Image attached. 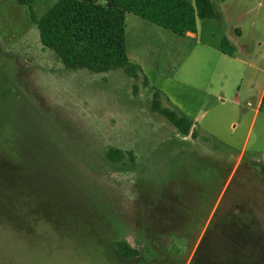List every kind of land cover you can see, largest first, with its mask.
Returning a JSON list of instances; mask_svg holds the SVG:
<instances>
[{
  "label": "rangeland",
  "instance_id": "1",
  "mask_svg": "<svg viewBox=\"0 0 264 264\" xmlns=\"http://www.w3.org/2000/svg\"><path fill=\"white\" fill-rule=\"evenodd\" d=\"M57 1L33 0V15ZM250 19L239 24L246 50L231 44L249 63L264 58ZM199 36L219 40L202 23ZM144 43L138 53L129 43L128 56L149 69L150 87L146 72L69 70L43 46L30 7L0 0V264H264V109L254 118L256 101L219 103L182 137L151 110L153 88L218 92L224 72L211 79L215 56L183 43ZM117 237L141 257H116Z\"/></svg>",
  "mask_w": 264,
  "mask_h": 264
},
{
  "label": "trees",
  "instance_id": "2",
  "mask_svg": "<svg viewBox=\"0 0 264 264\" xmlns=\"http://www.w3.org/2000/svg\"><path fill=\"white\" fill-rule=\"evenodd\" d=\"M32 1L19 0V3L30 7L43 46L53 51L67 69L88 70L94 74L123 70L133 78L143 75V70L128 56V14L178 36L195 33L199 20L220 18L212 0H58L37 19L31 10ZM231 47L229 40L223 39V53L233 56ZM144 84L150 87L145 76ZM153 89L151 110L167 119L182 137H195L194 122L177 109L164 107L162 98L166 95ZM261 108L264 109V97ZM132 155L130 152V157ZM124 157V152L119 149L112 148L107 152V158L114 163H120ZM118 238L114 244L117 255L113 252L116 257L126 261L141 257L139 250L131 247L125 239Z\"/></svg>",
  "mask_w": 264,
  "mask_h": 264
},
{
  "label": "crops",
  "instance_id": "3",
  "mask_svg": "<svg viewBox=\"0 0 264 264\" xmlns=\"http://www.w3.org/2000/svg\"><path fill=\"white\" fill-rule=\"evenodd\" d=\"M212 2L220 18L199 20L195 33H188L186 36H178L180 38L171 36L169 33L172 32L142 18H128L129 14L126 17V44L128 53L129 43H131L133 50L138 53V50L144 48V39L156 35L161 39L167 38L171 46L177 45V48L178 45L180 46V43H183L184 52L192 50L193 52H203L205 56H207V54L215 56V67L211 79L217 78L219 70L224 72H220L219 74V77L222 79L221 88L218 92H212L210 89L201 91L193 88L191 85H187L191 89L187 91V95L189 94V96L186 98L183 93V96L181 94L184 87L179 85V81L174 82V88L168 83H157V87L169 98L168 101H171V103L169 101L171 108L177 109L194 122L193 130L195 133H199L198 128H200L202 124L203 117L214 108L213 106L216 107L219 103L226 102L239 106L244 102L247 104V107L251 108L255 105L254 102L256 101L254 108L255 118L262 110L261 105L264 97V58L259 55L256 57L257 59L255 58L249 63L245 58L241 57L238 52L236 53V51H234L233 56H229L222 51L223 39H228L235 49L238 48L243 52L246 50L247 44L243 43V34L239 24L245 21V17L250 15L252 28L251 45L256 48V56L261 54L264 45V41H262L264 34L261 36L260 33L262 29H264V24L261 23L264 21V12L262 14H260V12L255 13L257 12L255 9L256 7L264 8V0H212ZM248 6L251 10L245 11L243 8ZM201 23L202 25H206L207 29L209 28V30H211V36L214 38L219 34V40L215 42L212 40L203 41L199 36ZM263 32L264 31H262V33ZM131 60L142 68L143 74H145V72L148 74L149 69L145 67L143 62L138 58ZM216 65L219 68L218 70L216 69ZM173 68L179 70L177 66ZM248 68L252 69V75L248 77L247 80L246 73ZM227 77L232 79H228ZM147 79L151 81L149 74ZM208 86H210V83ZM232 87L236 88L233 93L230 89ZM203 133L206 136H215V132L211 129H205Z\"/></svg>",
  "mask_w": 264,
  "mask_h": 264
}]
</instances>
